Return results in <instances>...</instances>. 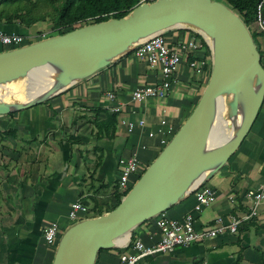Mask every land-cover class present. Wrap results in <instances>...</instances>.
Instances as JSON below:
<instances>
[{
	"label": "crops",
	"instance_id": "crops-1",
	"mask_svg": "<svg viewBox=\"0 0 264 264\" xmlns=\"http://www.w3.org/2000/svg\"><path fill=\"white\" fill-rule=\"evenodd\" d=\"M47 19L29 27L0 23V31L32 36L30 31L47 25ZM160 33L171 48L190 42L202 46L184 54L177 82L165 98L131 100L130 93L137 86L159 80L158 69L137 60L132 47L47 101L0 116L2 136L8 130L14 132L0 144V264H52L56 246L44 241L43 228L56 223L64 233L75 224L68 220V211L76 201L88 210L84 220L108 213L117 197L125 194L117 190L118 159L135 154L147 167L162 150L160 138L171 139L192 112L210 76V40L189 24ZM257 34L264 69V34ZM112 90L118 92V99L109 104L105 93ZM116 105L120 111L111 113L110 106ZM110 115H115L113 132L98 137L96 124ZM139 120L144 121L142 126L137 125ZM129 123L134 124L130 131ZM160 127L163 134L149 136ZM203 183L217 193L210 207L195 212V196L189 191L158 215L181 220L191 214L194 228L200 230L212 226L218 217L228 222L250 212L247 192L264 191V95L239 147ZM156 217L119 238L113 248L99 251L94 264H118L119 254L130 252L136 239L146 245L155 243L159 238ZM138 264H264V199L256 217L243 222L236 234L147 257Z\"/></svg>",
	"mask_w": 264,
	"mask_h": 264
},
{
	"label": "water",
	"instance_id": "water-1",
	"mask_svg": "<svg viewBox=\"0 0 264 264\" xmlns=\"http://www.w3.org/2000/svg\"><path fill=\"white\" fill-rule=\"evenodd\" d=\"M179 24L194 26L211 43V72L198 102L113 210L77 222L62 233L52 264H94L100 250L113 248L119 238L192 191L190 185L198 173L209 170L213 174L221 168L257 116L264 95V69L247 26L236 12L216 0L140 3L120 19L94 22L0 52V83L26 77L28 72L46 66L60 74L57 92L27 97L22 103L0 101L3 116L47 101L75 81L108 66L140 39ZM256 78L257 90L253 82ZM227 89L235 96L242 92L248 96L245 117L231 140L206 151L216 101ZM229 107L234 111L236 102H230Z\"/></svg>",
	"mask_w": 264,
	"mask_h": 264
},
{
	"label": "built area",
	"instance_id": "built-area-1",
	"mask_svg": "<svg viewBox=\"0 0 264 264\" xmlns=\"http://www.w3.org/2000/svg\"><path fill=\"white\" fill-rule=\"evenodd\" d=\"M153 0H141L140 3H150ZM139 3V4H140ZM264 0H261L256 7V20L247 26L249 32L264 34V18L261 15V10ZM115 13H110L107 19L114 18ZM94 23L93 20L76 23L73 28H78L87 24ZM47 38L45 34L39 36H22L18 34H6L0 31V48L2 51H9L22 46L28 45L35 41ZM36 39V40H35ZM201 43L190 42L181 45L179 48H171L166 43L161 33L154 34L144 41L133 46V54L135 58L144 62L151 69H158L159 80L153 84H143L137 86L130 93V98L133 102H141L147 99H163L170 92L172 86L177 82L176 73L181 64L185 53L200 49ZM194 67V64H191ZM105 99L109 104L117 101L118 92L109 91L105 93ZM121 109L120 105L110 106L111 113H117ZM143 120H139L137 125L142 126ZM166 122L160 120V126L164 127ZM134 124H128V130H132ZM156 128V132L149 133L152 137L155 134L162 133V129ZM163 134V133H162ZM170 138L162 136L159 140V145L162 148L169 142ZM118 185L117 190L124 194L128 192L133 184L142 175L146 166L134 154L128 157L118 159ZM196 205L193 210L201 212L203 209L210 207L217 199V193L214 189L199 183L192 190ZM247 198L250 201V212L241 218H230L225 222L222 217L214 220L212 226L196 230L194 228V218L191 214H187L181 220H171L163 215H157L154 219V224L159 231L158 240L146 245L140 239H136L131 247L130 252L121 253L118 256V264H138L141 260L147 257L170 254L177 248H186L195 244H201L207 240L216 238L226 234H236L239 226L256 217L257 207L264 199V191L247 192ZM88 215V210L81 202L76 201L69 207L68 220L73 223L84 220ZM62 233L59 225L50 223L42 230L44 241L56 246Z\"/></svg>",
	"mask_w": 264,
	"mask_h": 264
},
{
	"label": "trees",
	"instance_id": "trees-1",
	"mask_svg": "<svg viewBox=\"0 0 264 264\" xmlns=\"http://www.w3.org/2000/svg\"><path fill=\"white\" fill-rule=\"evenodd\" d=\"M141 0H0V23L4 25L18 24L29 27L34 23L44 21L46 18L52 22V32L56 35L72 29L78 22L93 20L105 21L110 13H115L114 18L125 17L140 3ZM154 1V0H153ZM220 1L236 12L246 26L256 20V7L261 0H216ZM261 15L264 18L263 11ZM257 33L251 32V37L256 45ZM257 48V46H256ZM2 52V50L0 51ZM115 115L107 116L105 121L96 124L97 136L105 133L109 136L111 126H114ZM14 132L8 130L4 136L13 137ZM128 193V192H127ZM125 193L122 197H124ZM117 197L113 210L121 201ZM110 210V211H111ZM109 211V212H110ZM101 251V250H100Z\"/></svg>",
	"mask_w": 264,
	"mask_h": 264
},
{
	"label": "bare ground",
	"instance_id": "bare-ground-1",
	"mask_svg": "<svg viewBox=\"0 0 264 264\" xmlns=\"http://www.w3.org/2000/svg\"><path fill=\"white\" fill-rule=\"evenodd\" d=\"M143 40H145V38L140 39L138 42H141ZM59 77V72L56 73V71L51 66L42 67L28 72L26 76V91L28 93V97H31L30 99L40 98L45 97L50 93L59 91L60 86L56 85ZM10 82L0 83V101L2 102L6 94L2 95L1 92H7L10 89V87L8 86V83ZM253 82L257 90V78L254 79ZM228 90L229 89L225 90L222 93L221 97H219V99L216 101V107L213 116L214 121L210 138L208 139V143L206 146V151L214 150L219 145L227 143L229 140H231L237 133L245 117L246 109L249 104L248 96L245 92H242L243 98L241 99L240 96H235ZM232 101H235L236 105L238 106L235 107V110L232 112L230 118L226 119L225 114L227 111V106ZM3 103L12 104L8 102ZM209 174V170L198 173L195 179L192 181L190 189L201 183Z\"/></svg>",
	"mask_w": 264,
	"mask_h": 264
},
{
	"label": "rangeland",
	"instance_id": "rangeland-1",
	"mask_svg": "<svg viewBox=\"0 0 264 264\" xmlns=\"http://www.w3.org/2000/svg\"><path fill=\"white\" fill-rule=\"evenodd\" d=\"M263 11H264V7H263ZM49 20L50 19L46 20L47 25L42 26L40 28H35L34 27L30 31V33L33 34L34 36H37L39 33L40 34H45L46 37L55 36L56 35L55 32H52V27H51L52 22L49 21ZM26 85H27L26 84V77H21V78H18L16 80H13L12 82L8 83V86L10 87V89L7 92H5V91L1 92L2 95L6 94V96H4V98H3V102H8V103H12V104L19 103V102L20 103L25 102L27 100V97H28V94H27V91H26ZM239 96L241 97V99L243 98L242 97V93H240L238 95V97ZM236 106H238V105H236ZM17 112H19V111H15L13 114H16ZM232 112H233V110L228 105L227 106V111H226V114H225V118L226 119L230 118V116L232 115ZM11 122H13L12 119H11ZM11 122H10V124H11ZM1 130H4V129L0 128V139L3 140V141L0 140V144H3L4 140L9 139L10 137L5 139V137L2 136V131ZM4 134L5 133H3V135ZM1 152H3V151H1ZM5 153H8V152H5ZM2 154H4V152Z\"/></svg>",
	"mask_w": 264,
	"mask_h": 264
}]
</instances>
